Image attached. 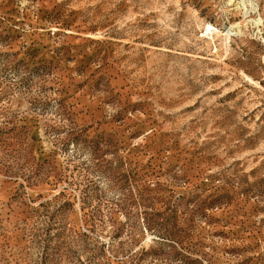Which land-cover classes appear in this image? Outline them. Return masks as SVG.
<instances>
[{"label": "rangeland", "instance_id": "rangeland-1", "mask_svg": "<svg viewBox=\"0 0 264 264\" xmlns=\"http://www.w3.org/2000/svg\"><path fill=\"white\" fill-rule=\"evenodd\" d=\"M0 264H264V0H0Z\"/></svg>", "mask_w": 264, "mask_h": 264}, {"label": "bare ground", "instance_id": "bare-ground-1", "mask_svg": "<svg viewBox=\"0 0 264 264\" xmlns=\"http://www.w3.org/2000/svg\"><path fill=\"white\" fill-rule=\"evenodd\" d=\"M231 29H229L228 31H227V36L229 37V36H231Z\"/></svg>", "mask_w": 264, "mask_h": 264}]
</instances>
